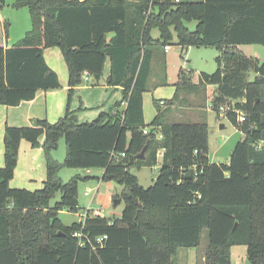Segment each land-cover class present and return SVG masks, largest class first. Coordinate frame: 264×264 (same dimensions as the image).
Instances as JSON below:
<instances>
[{
  "label": "trees",
  "instance_id": "obj_1",
  "mask_svg": "<svg viewBox=\"0 0 264 264\" xmlns=\"http://www.w3.org/2000/svg\"><path fill=\"white\" fill-rule=\"evenodd\" d=\"M4 4L0 0V9ZM12 6L27 8L31 29L8 45L0 16V106L17 107L38 90L61 89L45 49H59L68 77L64 113L56 122L4 127L0 264H174L179 249L199 246L204 230V264H231V247L240 245L247 247L250 264H264V62L236 49L264 46V0H16ZM171 45L181 52L216 48L217 69L201 73L197 84L181 74L170 100L153 99L156 115L146 124L143 94L168 85L158 74L152 82L156 50ZM107 61L108 85L119 87L122 99L92 121L79 122L81 108L71 107L75 88L86 83L85 75L97 83ZM207 86L215 87L210 104L217 117L220 106L245 116L239 123L235 112L226 113L244 136L226 164L209 162L205 122L167 121L182 95L205 93ZM61 139L66 156L58 163L51 153ZM23 140L41 147L46 158L43 187L36 191L9 185ZM145 146V159L138 160ZM159 158L158 176L142 187L131 168L155 167ZM63 168L103 170V182L123 186L121 217L87 212L83 228L78 221L64 225L59 214L80 209L78 182L92 178L75 175L63 183ZM79 231L91 245H80L84 238L73 236Z\"/></svg>",
  "mask_w": 264,
  "mask_h": 264
},
{
  "label": "rangeland",
  "instance_id": "obj_2",
  "mask_svg": "<svg viewBox=\"0 0 264 264\" xmlns=\"http://www.w3.org/2000/svg\"><path fill=\"white\" fill-rule=\"evenodd\" d=\"M16 0H5V4L0 9V16L7 22V36L8 45H13L21 40L25 34L31 29V19L27 8H15L13 3ZM153 37L158 36V32L154 30L152 32ZM170 50L163 52V49L159 48L156 50V56L153 62V73L155 78L157 74L159 79L163 77L169 83L167 86L161 87L160 90L153 94L152 92L145 93V108H144V120L146 123H150L154 116V106L152 100L163 98L167 100L170 92L173 91V84L179 81L180 75L184 79L189 81L191 84H197L201 73L208 75L213 74L217 65L215 62L216 57L220 55V52L213 47H189L181 52L180 48L176 45H171ZM237 51L245 56L246 58L257 57L260 63L264 62V46L262 45H239L236 47ZM59 56L57 60L62 64L65 63L62 59L59 49ZM249 80L252 81L254 75L249 74ZM103 80L101 78L99 81ZM101 82H93L92 85L89 83L83 84L82 86L89 85L90 90L96 88H102ZM97 92L103 93L106 106L112 105L113 101L110 99V92L107 90H99ZM215 87L207 86L204 91L199 95H182L181 102L171 107L167 114L168 122H205L208 126V159L211 164H226L230 160L231 153L237 142L243 139V134L240 133L226 117H217L216 113L210 109V103L214 98ZM81 95L86 96L85 92H80ZM79 96L75 95L74 100H77ZM172 95L170 96V98ZM169 98V99H170ZM88 105L93 106L92 100H87ZM80 103L72 104V107L79 106ZM109 106V107H110ZM166 106V105H165ZM163 106V107H165ZM86 111V110H85ZM89 111V110H87ZM89 116H85L88 118ZM58 119V118H57ZM83 119V118H82ZM56 121V120H55ZM54 121V122H55ZM50 122V121H49ZM221 126H223L221 128ZM59 145L65 149L64 139L60 140ZM160 161V159H159ZM159 165L148 167H132L131 173L134 174L138 183L144 187H150L156 177L158 176ZM72 172V173H71ZM77 170H71L63 168L60 176L63 183H66L71 178V175H75ZM78 172H81L78 171ZM95 174H98V170H93ZM97 182L95 180L79 181L78 182V213H70L63 211L59 214V219L64 225H71L77 222L78 216L81 215L88 207L102 210L103 216L109 218H117L124 209V202L121 200V194L124 192V187L114 182H107L100 184L97 188ZM91 192L85 195L87 191ZM118 197V198H117ZM120 197V198H119ZM94 198V202L90 204V200ZM106 198V200H102ZM59 199V194L51 200L53 205ZM120 200V204L117 206L112 205L113 200ZM95 216V215H94ZM208 245V232L203 231L201 241L198 247L191 249L181 248L178 250L177 255L173 259L174 264H204V252ZM231 264H245L247 259V247L244 245L233 246L230 250Z\"/></svg>",
  "mask_w": 264,
  "mask_h": 264
},
{
  "label": "crops",
  "instance_id": "obj_3",
  "mask_svg": "<svg viewBox=\"0 0 264 264\" xmlns=\"http://www.w3.org/2000/svg\"><path fill=\"white\" fill-rule=\"evenodd\" d=\"M56 49L57 48L45 49L43 51V57L45 59L46 64L57 74L59 83L61 84V89L52 90V91L38 90L33 100L22 102L17 107L0 106V168L3 167V135H4L5 125L9 127H30V126H35L34 123H36L38 120H47L48 122L50 121V123H54V121L55 120L57 121L64 113V109L66 105L68 74H67L66 65L64 66V64H62L60 61L57 60V56H59V54ZM170 49L171 48H169V50ZM164 52L167 51H165L164 49ZM109 75H110V63L109 61H107L104 67L103 76L101 77L103 78V80L98 81L101 82L98 84H100L102 88L100 89L96 88L94 90H90L89 85L88 86L81 85L75 88L71 107L72 104H74V101H76V103H80L79 106L72 107V109H77L79 107L81 108L76 114L79 122L92 121L98 116L100 112H107L108 109L115 102L120 101L122 99L121 89L119 87H111L108 85ZM85 81L86 83H89L91 85L94 82L91 78H87L86 75H85ZM156 81H157L156 78L153 77L152 82H156ZM167 84L169 83L167 82ZM161 87L164 86H158L155 89L151 88L149 92L155 94L160 90ZM99 90H107L110 92V99L113 101L111 106L108 105L105 107V105L103 104L105 103V99H104L105 95H103V93L101 92H97ZM174 91L175 89L173 86V91L170 92L168 96L169 98L171 95L173 97ZM80 92L81 93L85 92L87 95L86 96L81 95ZM75 95L79 96L77 100H74ZM169 98L167 100L171 99ZM87 100H90V102L92 100L93 106L96 107L91 108V106L88 105ZM158 100H164V99L158 98ZM160 104L164 105L162 104V101L160 102ZM125 106L126 104L123 103L122 108L124 109ZM144 108H145V93L143 94V115H145ZM86 115L89 116L88 117L89 119L85 118ZM155 115H156V110L154 111V116L152 120L154 119ZM150 123H146V124H150ZM39 141L42 144L44 141V137H41ZM65 156H66V148L63 149L61 148L60 145L58 146V149L56 151H53L51 153V157L58 163H62ZM160 164H161L160 161H158L159 166ZM62 171L63 169L60 170L59 176H61ZM78 171L80 170H77L75 175H80L82 177L90 176L92 178L90 180H95L97 182V188H99L100 184L107 183L102 181V176L104 173L103 170H98V174H95L93 170H86V171L81 170V172ZM75 175H71V178L74 177ZM45 177H46V158L43 149L41 147L32 148L31 145L26 141L24 140L21 141L19 145L17 165L14 170V176L9 183L10 187L15 189H26L28 191H36L43 187V182L45 180ZM102 200H106V198ZM92 202H94V198L90 200V204H92ZM85 212H89L93 216L98 215L101 217L109 218L107 216H103L102 210L94 209L93 207H88L83 213ZM121 214L122 212L117 218H120ZM79 218L80 215L78 216V220Z\"/></svg>",
  "mask_w": 264,
  "mask_h": 264
},
{
  "label": "built area",
  "instance_id": "obj_4",
  "mask_svg": "<svg viewBox=\"0 0 264 264\" xmlns=\"http://www.w3.org/2000/svg\"><path fill=\"white\" fill-rule=\"evenodd\" d=\"M177 1H178V0H176V2H177ZM169 48H170L169 46H165L164 49H165V51H168ZM162 104H163V103H162ZM210 109L213 110L211 104H210ZM228 111H231V112H235V113H236V115H237V116H236V119H237V121H238L239 123H241V122L244 121V119H245L244 114H242V113L239 112V111H235V110H233V109H230V108L227 107V106H220V107L218 108V114H219V117H220V118H222L223 116L226 117V113H227ZM143 133H144V134H147V131L144 130ZM158 138H161V135H160V134H158ZM123 155H124V154H122V156H123ZM158 157H161V153H159ZM89 191H90V190H88L87 193H88ZM87 193H85V195H86ZM86 217H87V212L81 214V215H80V218H79V220H78V222L82 224V228H83V226H84V221H85ZM73 236H74L75 238L80 239V240H82V239L84 238L85 241H81V242H80V245H83L84 243H87V244L91 245V243H92V241H90V239H88V238H87L85 235H83L82 232H80V231H79V232H75V233H73ZM105 239H106V236H103V237L97 238V239H96V243H97L98 245H101V244L104 242Z\"/></svg>",
  "mask_w": 264,
  "mask_h": 264
},
{
  "label": "water",
  "instance_id": "obj_5",
  "mask_svg": "<svg viewBox=\"0 0 264 264\" xmlns=\"http://www.w3.org/2000/svg\"><path fill=\"white\" fill-rule=\"evenodd\" d=\"M34 124L36 125V123H34ZM222 127H223V126H221V128H222ZM146 147H147V146H145V147L143 148L142 152L137 156V159H138V160H144V159H145V151H146ZM136 203L139 204V202H138L137 200H136ZM112 204H113V206H117V205L120 204V200H118V199L113 200V201H112ZM245 264H250V262H249L248 259H246Z\"/></svg>",
  "mask_w": 264,
  "mask_h": 264
}]
</instances>
